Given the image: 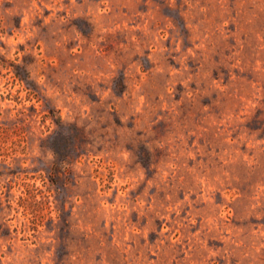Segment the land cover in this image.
Here are the masks:
<instances>
[{"label": "rangeland", "instance_id": "rangeland-1", "mask_svg": "<svg viewBox=\"0 0 264 264\" xmlns=\"http://www.w3.org/2000/svg\"><path fill=\"white\" fill-rule=\"evenodd\" d=\"M0 264H264V0H0Z\"/></svg>", "mask_w": 264, "mask_h": 264}]
</instances>
